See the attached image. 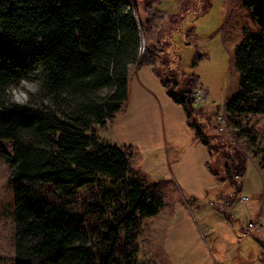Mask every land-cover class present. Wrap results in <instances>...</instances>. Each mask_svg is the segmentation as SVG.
Masks as SVG:
<instances>
[{"label":"trees","instance_id":"1","mask_svg":"<svg viewBox=\"0 0 264 264\" xmlns=\"http://www.w3.org/2000/svg\"><path fill=\"white\" fill-rule=\"evenodd\" d=\"M156 1L144 0L142 19L135 15L137 0H0V143L11 148L5 157L13 186L15 264H144L136 261L140 226L162 207V182L134 172L126 151L102 142L95 128H104L127 101L131 65L157 69V48L146 45L140 52V35L148 38L163 16ZM246 6L259 35L245 34L234 51L239 90L224 113L235 128L242 116L264 115V0ZM41 74V94L51 96L55 108L10 106L8 89L21 77ZM186 85L168 95L192 120L199 78L188 75ZM201 123L204 128L190 124L195 139L210 159L218 161L221 148L230 162L221 164L222 179L212 161L207 170L217 181L237 185L245 157L228 140L206 134L209 127ZM88 187H96L102 206L112 211L102 231L47 200H70ZM99 204L84 215L95 217Z\"/></svg>","mask_w":264,"mask_h":264},{"label":"rangeland","instance_id":"2","mask_svg":"<svg viewBox=\"0 0 264 264\" xmlns=\"http://www.w3.org/2000/svg\"><path fill=\"white\" fill-rule=\"evenodd\" d=\"M250 1L160 0L159 10L166 16L155 20L148 38L140 35V52L146 45L157 48V69L131 65L127 101L104 128H95L102 142L126 151L134 172L147 182H162V207L156 216L141 222L137 262L264 264V225L257 232L242 236L249 222L256 223L260 216L264 217V115L238 118L240 128L229 124L225 115L230 135L219 131L221 125L217 121L222 105L239 90L235 48L245 34L259 35L246 6ZM137 3L135 15L144 19V0ZM157 4L158 0L154 6ZM168 13L172 16L168 17ZM166 60L170 62L164 65ZM190 74L199 78L198 90L208 99L205 105H194L198 119L192 120L168 95V91H179L181 86L186 89ZM211 102L220 103L221 108ZM203 119L209 127L206 134L228 140L229 147L245 157V173L236 180L237 185L217 181L207 170L205 164L212 161L222 179L220 167L228 159L221 155V148L219 160L210 159L205 146L195 139L190 124L195 122L204 128ZM8 155L9 143H0V264H15L13 186L5 157ZM105 183L108 185V181ZM36 188L52 191L50 187ZM47 198L99 231L102 223L112 218V211L102 206L96 187L82 188L70 200ZM220 198L227 200L228 206L221 208ZM95 203L102 206L95 217L85 216V210ZM117 264H122L119 259Z\"/></svg>","mask_w":264,"mask_h":264},{"label":"clouds","instance_id":"3","mask_svg":"<svg viewBox=\"0 0 264 264\" xmlns=\"http://www.w3.org/2000/svg\"><path fill=\"white\" fill-rule=\"evenodd\" d=\"M44 84V76L41 74L38 78L21 77L18 83L13 84L8 89V102L10 106L31 107L43 110L54 109L55 104L51 96H43L42 87ZM36 100L33 104L31 101Z\"/></svg>","mask_w":264,"mask_h":264},{"label":"built area","instance_id":"4","mask_svg":"<svg viewBox=\"0 0 264 264\" xmlns=\"http://www.w3.org/2000/svg\"><path fill=\"white\" fill-rule=\"evenodd\" d=\"M207 100H208L207 96L202 91L198 90L194 93V99H193L194 105H199V106L205 105V104H207ZM210 104L214 105V106L216 105L218 109L221 108L220 103L217 104L216 102H211ZM224 105H225V103H224ZM224 105H222V111H220L219 115L217 116V121L221 125V127L219 128V131L225 133L226 135L227 134L230 135L231 133L226 127ZM242 200H246V198H242ZM262 225H264V217L260 216L256 223H252V222L248 223L247 228L242 232V234H243L242 236L247 237L250 234H253L254 231L257 232L262 227Z\"/></svg>","mask_w":264,"mask_h":264},{"label":"crops","instance_id":"5","mask_svg":"<svg viewBox=\"0 0 264 264\" xmlns=\"http://www.w3.org/2000/svg\"><path fill=\"white\" fill-rule=\"evenodd\" d=\"M160 0H158V4H157V6L155 7L158 11H160L159 10V7H160V4H161V2H159ZM161 12V11H160ZM162 14H163V12H162ZM164 16H166V15H163V16H161L162 18L164 17ZM168 17L169 16H172V14H169L168 13V15H167ZM161 18V19H162ZM162 21V20H161ZM156 24V23H155ZM151 44V43H150ZM152 45H154V44H152ZM220 204H219V206L222 208L223 206H228V202H227V200H225V199H223V198H220ZM259 216V215H258ZM257 216V217H258ZM263 226V225H262ZM262 228V227H261ZM261 228L259 229V230H261ZM245 230V229H244Z\"/></svg>","mask_w":264,"mask_h":264}]
</instances>
